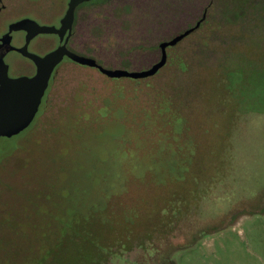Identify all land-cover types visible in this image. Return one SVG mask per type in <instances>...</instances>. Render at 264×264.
Instances as JSON below:
<instances>
[{
  "label": "rangeland",
  "instance_id": "374dc122",
  "mask_svg": "<svg viewBox=\"0 0 264 264\" xmlns=\"http://www.w3.org/2000/svg\"><path fill=\"white\" fill-rule=\"evenodd\" d=\"M109 78L62 62L0 137V264H264V0L98 4Z\"/></svg>",
  "mask_w": 264,
  "mask_h": 264
},
{
  "label": "flooded vegetation",
  "instance_id": "af4514ba",
  "mask_svg": "<svg viewBox=\"0 0 264 264\" xmlns=\"http://www.w3.org/2000/svg\"><path fill=\"white\" fill-rule=\"evenodd\" d=\"M114 1L119 0H0V78L3 72L10 78L32 77L36 72L34 56L43 57L61 46L92 57L97 46L98 4ZM69 15L71 21L67 20ZM64 61L77 63L64 55L53 68L36 115L57 67Z\"/></svg>",
  "mask_w": 264,
  "mask_h": 264
},
{
  "label": "water",
  "instance_id": "95a60500",
  "mask_svg": "<svg viewBox=\"0 0 264 264\" xmlns=\"http://www.w3.org/2000/svg\"><path fill=\"white\" fill-rule=\"evenodd\" d=\"M203 19L204 17L198 20L194 26L160 42L159 59L142 70L129 71L122 68H106L92 57L70 52L61 46L43 57L34 56L36 72L32 77L10 78L6 72H3L0 78V137H11L33 121L47 88L50 74L64 55L81 65L96 68L109 78L141 79L150 77L165 65L167 60L166 48L175 45L198 28ZM67 20L71 21L70 15Z\"/></svg>",
  "mask_w": 264,
  "mask_h": 264
}]
</instances>
